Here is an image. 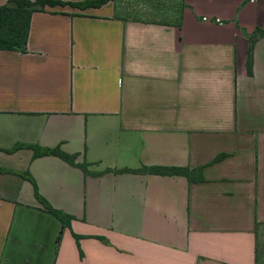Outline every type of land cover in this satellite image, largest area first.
Here are the masks:
<instances>
[{"label":"crops","instance_id":"1","mask_svg":"<svg viewBox=\"0 0 264 264\" xmlns=\"http://www.w3.org/2000/svg\"><path fill=\"white\" fill-rule=\"evenodd\" d=\"M184 3L180 28L45 6L25 51H0V169L74 218L57 243L32 185L0 173V264H259L264 0ZM142 167L202 181L120 172Z\"/></svg>","mask_w":264,"mask_h":264},{"label":"trees","instance_id":"2","mask_svg":"<svg viewBox=\"0 0 264 264\" xmlns=\"http://www.w3.org/2000/svg\"><path fill=\"white\" fill-rule=\"evenodd\" d=\"M121 0H93V1H85L80 3H66L57 0H9L8 3L0 6V51H20L24 52L26 49V43L29 34L30 27V19L33 13L42 11L45 6L48 7H56V6H72L78 8L80 10H86L89 8H100L101 6L111 2L116 3L114 5V15L116 18H119L123 21H142L135 16H132V13L127 11L125 12V16H120L117 12L119 9V5L117 2ZM180 2V3H179ZM179 4L177 5V16L172 19L170 16L168 20L162 19L161 21H156L150 19L148 22H157L164 25H170L176 28L181 27L182 15L183 11L186 7L184 0H179ZM153 6L156 9H161L163 6L159 1H153ZM125 9V8H123ZM165 17H168L165 15ZM147 22V21H146ZM264 35V31L256 30L255 35ZM251 50H249L250 55ZM249 57H248V65H249ZM21 148H27L32 151V158H40L46 156H54L70 166L76 167L80 169L84 175H88V164L87 163H76L77 154H67L60 150L59 147L48 148V147H39L36 145H18L13 147L6 152L11 153ZM222 159V156H218L214 159L213 162H217ZM202 168L196 170H188L183 168L176 167H142L137 170H129L124 169L120 170L123 173H133V174H148V175H157V176H184L187 178L188 182L191 183L193 181H202L201 170ZM0 173H8L19 176L20 178L28 181L34 191V197L36 201L41 205L43 211L50 214L61 224V231L58 235L56 242L58 243L60 240V235L62 234V230L70 227V223L74 218L63 211L52 208L48 202L42 198L38 191L36 184L33 178L30 176L28 172H19V171H10L0 169Z\"/></svg>","mask_w":264,"mask_h":264},{"label":"rangeland","instance_id":"3","mask_svg":"<svg viewBox=\"0 0 264 264\" xmlns=\"http://www.w3.org/2000/svg\"><path fill=\"white\" fill-rule=\"evenodd\" d=\"M153 1H159L162 3L163 6L161 9H156V7L152 4ZM178 2L179 0H121L117 2L119 5L117 12L120 16H125V12L129 11L132 13V16H135L142 21H149L150 19L156 21H161L162 19L168 20L170 16L172 19L177 16L176 9L177 5L180 3ZM114 5H116V3H114L113 6ZM165 15L168 17H165ZM261 254L262 257L260 258L259 264H264V244L260 248L259 255Z\"/></svg>","mask_w":264,"mask_h":264}]
</instances>
